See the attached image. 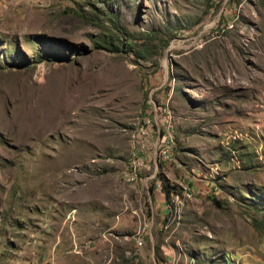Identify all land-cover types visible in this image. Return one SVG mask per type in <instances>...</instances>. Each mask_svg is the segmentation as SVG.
Masks as SVG:
<instances>
[{
    "label": "rangeland",
    "instance_id": "1",
    "mask_svg": "<svg viewBox=\"0 0 264 264\" xmlns=\"http://www.w3.org/2000/svg\"><path fill=\"white\" fill-rule=\"evenodd\" d=\"M153 171L176 264H264V0H0V264H155Z\"/></svg>",
    "mask_w": 264,
    "mask_h": 264
},
{
    "label": "crops",
    "instance_id": "2",
    "mask_svg": "<svg viewBox=\"0 0 264 264\" xmlns=\"http://www.w3.org/2000/svg\"><path fill=\"white\" fill-rule=\"evenodd\" d=\"M150 179L152 180L151 181L152 185L150 186L151 189H148L147 187L146 189H147V200L149 202L151 217L149 222L144 223L145 228H147L150 231V240L152 242V247H151L152 251L150 256L152 257V261L155 264H157V256L155 253L157 252V248H158V250L160 251L159 252L160 257L163 259L162 263L176 264V261H178L180 256L179 250L176 251L175 248H173V246L171 245V243L167 241V239L161 240L157 243V232L156 235L152 233L153 229L157 231V228H160V225L157 223L158 218H160V220L162 218V223H164V219H166L167 212H169V208H168L169 206L164 194L161 192V187L158 184L159 181L155 177V171H153V175H151ZM187 187H185L184 189V195H186L188 191ZM184 197L186 198L187 196ZM161 228H163L162 225Z\"/></svg>",
    "mask_w": 264,
    "mask_h": 264
},
{
    "label": "built area",
    "instance_id": "3",
    "mask_svg": "<svg viewBox=\"0 0 264 264\" xmlns=\"http://www.w3.org/2000/svg\"><path fill=\"white\" fill-rule=\"evenodd\" d=\"M164 126H165L164 131H159V136H158V141H157L158 156L161 160H166L170 157V154L175 145L172 124H171V120L169 116L164 122ZM147 134H148V131L142 128L139 130V132L136 135H133V140L136 143L142 142V145H140L141 150L145 148L144 141H146L147 139ZM143 165H144L143 159L133 161L131 163L130 171L127 174L128 177L126 180L130 182L131 184L136 183L138 172L143 167ZM135 244L136 246L141 247L144 244L143 238L140 236H137L135 239Z\"/></svg>",
    "mask_w": 264,
    "mask_h": 264
},
{
    "label": "trees",
    "instance_id": "4",
    "mask_svg": "<svg viewBox=\"0 0 264 264\" xmlns=\"http://www.w3.org/2000/svg\"><path fill=\"white\" fill-rule=\"evenodd\" d=\"M166 197H167V199H168V192H166Z\"/></svg>",
    "mask_w": 264,
    "mask_h": 264
}]
</instances>
